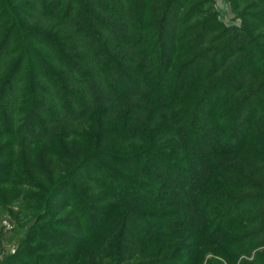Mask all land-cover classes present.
<instances>
[{
    "label": "trees",
    "instance_id": "obj_1",
    "mask_svg": "<svg viewBox=\"0 0 264 264\" xmlns=\"http://www.w3.org/2000/svg\"><path fill=\"white\" fill-rule=\"evenodd\" d=\"M228 2L239 26L215 0H0V135L25 147L0 174L50 185L1 264H264V0Z\"/></svg>",
    "mask_w": 264,
    "mask_h": 264
},
{
    "label": "rangeland",
    "instance_id": "obj_2",
    "mask_svg": "<svg viewBox=\"0 0 264 264\" xmlns=\"http://www.w3.org/2000/svg\"><path fill=\"white\" fill-rule=\"evenodd\" d=\"M244 2L249 4L250 1H244ZM215 4H216L215 7L217 10L218 18L221 22H223L224 25L239 26L241 24V18L238 14V11H235L232 8V5L230 2H228V0H215ZM248 6L251 7L252 5L249 4ZM251 22L256 23L255 21H251ZM7 142H12L14 145H12V143H7ZM107 142L111 143L114 141L113 140L102 141L103 144ZM22 145H20V147L25 149V147H23ZM17 146L18 145H16L13 142L12 137L6 136V135H0V172H4V170H7L8 165H11L10 163L11 160L17 166L20 165V160L18 161V158L13 159L14 157L17 156L20 149H22V148H18ZM9 152L11 153L10 155L7 156L6 154H8ZM61 161L62 163H65L67 160L66 158H63V159L61 158ZM34 166H36V162L32 165L29 164L28 168L26 167L30 172V177H31V182H32V184H29V185H26L24 183L27 180L24 179L25 177L21 173H20V177L18 176L17 173H15L17 175V179L15 178L7 179V175L3 177L0 174V182H1L0 184V264H1L3 257L5 258L8 255L14 254L18 250L20 240L23 239V235L25 231L27 230V227L35 222L34 220H29L27 221V224H26V219H24L23 217H20V215L24 213V211L20 209V204L22 203V201L24 202V200H22V195L24 193L36 194L38 192L35 187L36 182L38 183L42 182L40 184L45 185L47 189H49L50 187L48 182L42 180V177L39 175L40 173L39 174L31 173L34 170ZM12 167L14 168L13 164H12ZM47 168L48 167L45 168L44 170L45 172L49 171V169L47 170ZM61 168L62 170H65V167L62 166ZM20 172H21V169H20ZM50 196L51 197L49 199L51 201V204L52 203L56 204L55 202H57V204H62L61 206L62 207L65 206V208L62 210L57 209L55 211H52L47 218V222H49V220H53L55 217L56 218H66L67 220H65V222L61 224L68 223L69 225L70 222H72V219L74 216L70 217L73 214L71 213L69 209L71 201H69L70 198L66 194V191L65 190L60 191L59 194L56 193L55 195H50ZM103 221H104V217H102L101 215H97L96 217H94L93 224H92V230H97L98 233L102 232V230L104 229L102 225ZM61 230L66 231V232L67 230L69 232L76 231L77 234H78V231L82 232V230H78L76 228H67V227H62ZM101 234L102 233H100L99 235ZM78 236L81 237L83 240L86 239L84 235H82V233H79ZM104 240H106V237H103V236L101 237V239L88 240L87 241L88 244L86 246H81L82 250H80L79 248H75L74 247L75 242H74L73 245L69 248L70 255L72 256V255L77 254V250H78L82 253H86L88 255L94 256L96 253L99 252V248L103 247ZM261 258H264V252H261V254H259V259ZM250 259L251 257L248 260ZM95 263L110 264V260L99 258V259H95Z\"/></svg>",
    "mask_w": 264,
    "mask_h": 264
}]
</instances>
